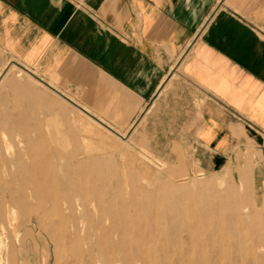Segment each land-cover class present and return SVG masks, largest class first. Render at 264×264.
<instances>
[{
  "label": "rangeland",
  "instance_id": "374dc122",
  "mask_svg": "<svg viewBox=\"0 0 264 264\" xmlns=\"http://www.w3.org/2000/svg\"><path fill=\"white\" fill-rule=\"evenodd\" d=\"M17 72L9 69L22 81ZM28 80L34 101L0 98V264H264L251 258L264 257V178L252 176L253 149L194 152L189 117L176 114L172 101L148 106L129 129L115 132ZM52 125L65 141L52 136ZM69 157L87 169L66 177ZM94 161L106 168L104 183ZM123 172L131 188L121 185ZM102 190L128 213L113 219L107 202L99 210L94 192ZM130 191L135 199L148 194L152 211L145 199L129 205L123 193ZM171 209L188 228L173 232ZM201 209L213 212L196 225Z\"/></svg>",
  "mask_w": 264,
  "mask_h": 264
},
{
  "label": "crops",
  "instance_id": "0c3cea01",
  "mask_svg": "<svg viewBox=\"0 0 264 264\" xmlns=\"http://www.w3.org/2000/svg\"><path fill=\"white\" fill-rule=\"evenodd\" d=\"M27 77L115 132L172 101L194 152L253 149L264 178V0H0V98Z\"/></svg>",
  "mask_w": 264,
  "mask_h": 264
},
{
  "label": "bare ground",
  "instance_id": "6f19581e",
  "mask_svg": "<svg viewBox=\"0 0 264 264\" xmlns=\"http://www.w3.org/2000/svg\"><path fill=\"white\" fill-rule=\"evenodd\" d=\"M53 122V120L51 121V123ZM55 125V124H54ZM54 125H52V136L53 137H58L59 139H62V140H66V136L62 133V135L59 133L60 131L58 129H56V127H54ZM55 132H57V134H55ZM62 136V137H61ZM56 155H52L50 156L48 159H47V166L49 167V161ZM71 159V160H70ZM74 160H76L74 162ZM86 162H80V160H77L75 157H69L68 160L65 161V164H63V167L67 170V174H66V177H71L73 176V174H75L77 171H84L87 169V166H86ZM91 165L93 167H95V172H96V180H98L99 182L101 183H104L105 181V177L103 175V171L106 169V168H102L99 166V164L94 161V163H91ZM40 166L37 164V165H34V169L37 170L39 169ZM126 172V171H124ZM124 172L122 173V182H121V185L123 187H128V188H131L133 186L134 183H132V180L130 179V177L126 176V173L124 174ZM37 175H41L39 177H37ZM34 178L42 181L45 179V176L42 175V174H38V173H34ZM64 179H62V182H63ZM34 185V184H32ZM35 186V185H34ZM66 188L68 190H71V185L68 183L66 185ZM34 190V193L38 194L41 192L40 188L38 186H35L33 188ZM87 193H88V190H85ZM142 195L140 196L139 199H135L132 191L129 192H125L123 193V197L126 198V200L128 199V204L129 205H134V204H142L143 203V199H145V209L148 211V212H151L152 211V203H151V200L149 199V195L146 194V193H141ZM94 196L96 198H100L98 199V209L101 210V211H104V206L103 204L104 203H108L109 207L107 209V212L110 213V215L113 216V219H115L117 217L118 214H121V215H126L128 213V209H126V207H124L123 205H120V204H117L114 202V197L115 195L112 193V192H107L106 190H102V191H99L98 193L94 192ZM161 211V210H160ZM162 213L165 212V211H161ZM212 210H209V209H206V210H199L196 214V218H195V221H196V225H198L197 223L199 222L200 223V219H203V218H206V219H209L211 214H212ZM218 212V211H217ZM164 214V213H163ZM171 215L173 217H171V221H172V229H173V232L177 231L176 229L180 228V227H184V228H188V225L185 226L184 224H182L181 222H179L178 218L176 217V211L174 209H171ZM238 216V215H237ZM209 217V218H208ZM118 225V221L116 220L114 222V225ZM240 223V222H239ZM175 238L177 240H179L180 238L179 237H176L175 235ZM224 239V238H223ZM252 260L256 263L260 262V261H264V257L260 256V255H254L252 254Z\"/></svg>",
  "mask_w": 264,
  "mask_h": 264
}]
</instances>
